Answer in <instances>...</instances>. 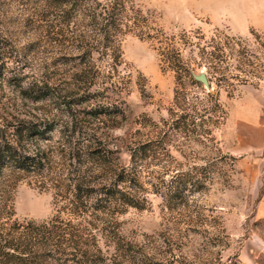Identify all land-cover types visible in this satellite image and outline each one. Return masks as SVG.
<instances>
[{"label":"rangeland","instance_id":"1","mask_svg":"<svg viewBox=\"0 0 264 264\" xmlns=\"http://www.w3.org/2000/svg\"><path fill=\"white\" fill-rule=\"evenodd\" d=\"M56 2L0 0L3 116L12 108L16 116L39 114L41 111L34 108L49 102L25 99L22 88L44 73L47 74L44 77L61 79L64 88L66 76L78 63L64 47L51 42L49 31ZM138 3L151 17L157 38L197 30L207 38L216 33L240 38V48L245 52L241 58L243 77L248 81L231 82L230 92L219 93V102L227 114L223 124H205L188 136L170 131L176 74L161 63L157 40H144L135 34L123 38L124 63L116 80L128 76L131 79L110 95L103 92L96 95L100 104L108 102L115 106V113L102 119L103 123L91 125L79 140L83 146L87 144L85 138L95 135L91 150L105 154L113 168L137 167L141 171L139 184L131 191L139 200L140 209L129 207L122 214L96 220L100 230L106 227L111 231L110 237L102 236V232L98 235L103 256L107 258L105 264H264V220L256 213L263 191L264 162L240 155L243 145L237 141L236 131L233 133L239 125L228 127L232 109H248L246 106L250 104L244 98L258 96V91L264 90V0H138ZM183 54L185 59L193 56L189 49ZM94 58L103 78L109 71L110 60L97 54ZM202 70L205 69L197 74ZM211 84L215 93L216 86ZM186 87L190 97L198 92L190 84ZM95 104L79 106L78 115L83 117L93 111ZM67 115L65 108L54 110L49 118L58 125L52 140L41 143L43 147L69 141L61 131ZM208 130L210 136L203 133ZM158 133L170 140L166 146L170 156L160 150L158 159L147 157L140 161L138 147ZM177 173L184 175L185 180L191 178L195 182L206 177L208 181L194 185L183 200L171 203L187 202L185 206L169 209L167 187ZM37 180L12 177L0 189L1 196L14 199L15 220L27 226L31 222L38 225L48 222L59 214L67 219L63 212L65 203L61 201L64 197L59 196L61 202L55 204L57 187L41 191ZM38 259L34 257L35 264H66L63 260L57 263L55 260L59 258L46 257L43 262ZM86 262L81 264H100L96 259Z\"/></svg>","mask_w":264,"mask_h":264},{"label":"trees","instance_id":"2","mask_svg":"<svg viewBox=\"0 0 264 264\" xmlns=\"http://www.w3.org/2000/svg\"><path fill=\"white\" fill-rule=\"evenodd\" d=\"M53 9L51 42L64 47L78 63L66 76L68 82L64 88L61 79L44 77L46 73L36 76L22 88L25 99L51 104L34 108L41 111L39 114L18 113L16 116L12 114L15 113L13 108L4 116L0 114V189L12 177H35L41 183L38 187L41 191L57 187L55 204L65 203L63 212L68 218L59 214L48 222L39 225L31 222L25 226L15 220L14 199L0 195V264H35L34 257L42 262V258L47 257L59 258L55 260L57 263L63 260L66 264H81L96 259L105 264L107 258L103 256L98 235L102 232V236L110 237L111 231L106 227L100 230L96 220L122 214L125 208L140 209L139 200L131 191L139 184L141 171L137 167L113 168L105 154L91 150L97 139L95 135L85 138L87 144L83 146L79 141L91 125L103 123L102 119L115 113V106L108 102L100 104L96 95L102 92L110 95L125 84V80L131 79L128 76L116 80L119 67L124 63L122 41L126 35L157 40L161 63L176 74L175 109L171 112L174 119L170 131L188 136L205 124H223L227 114L219 102V93L222 90L230 92L229 87L234 82L248 81L243 77L241 58L245 52L240 48V38L221 33L207 38L200 30L157 38L153 34L157 29L138 0H57ZM187 49L194 57L184 58ZM95 54L110 60L109 71L103 78ZM201 69L206 70L209 80L215 84V93L195 79ZM186 84L194 86L198 92L190 97ZM86 104L96 107L81 117L76 109ZM59 108L67 110V120L61 131L69 141L43 147L41 143L52 140L58 125L49 117ZM203 133L210 136L211 130ZM158 134L138 147L140 161L147 157L158 159L160 150L170 156L166 150L170 140ZM136 156L134 154L133 158ZM183 176L177 173L167 187L169 209L185 206L187 202L171 203L183 200L194 185H204L208 181L203 177L194 182ZM59 196L64 198L60 201Z\"/></svg>","mask_w":264,"mask_h":264},{"label":"crops","instance_id":"3","mask_svg":"<svg viewBox=\"0 0 264 264\" xmlns=\"http://www.w3.org/2000/svg\"><path fill=\"white\" fill-rule=\"evenodd\" d=\"M259 95L244 98L247 108L232 109L228 127H233L237 133V141L243 145L240 155L252 157L257 163L264 162V90ZM241 128V129H240ZM257 216L264 220V184L263 191L257 203Z\"/></svg>","mask_w":264,"mask_h":264},{"label":"water","instance_id":"4","mask_svg":"<svg viewBox=\"0 0 264 264\" xmlns=\"http://www.w3.org/2000/svg\"><path fill=\"white\" fill-rule=\"evenodd\" d=\"M195 79L200 82L204 88H206L208 91L211 90L212 84L211 81L209 80L205 70H202L199 74L195 75Z\"/></svg>","mask_w":264,"mask_h":264}]
</instances>
